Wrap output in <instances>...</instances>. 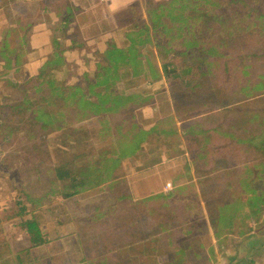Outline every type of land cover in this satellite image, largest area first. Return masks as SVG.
<instances>
[{
	"label": "rangeland",
	"instance_id": "1",
	"mask_svg": "<svg viewBox=\"0 0 264 264\" xmlns=\"http://www.w3.org/2000/svg\"><path fill=\"white\" fill-rule=\"evenodd\" d=\"M229 1L197 0L195 9L199 13H191L188 9L174 12L181 13L186 18L200 16L192 22L197 40H204L211 34L217 41L221 37L225 38L228 46L219 50L231 61L226 74L214 65L210 67L212 74L209 73L208 77L189 83L193 78L189 77L187 80L183 69L192 65L194 69L195 65L190 57L182 54L187 48L182 42L190 37L183 35L179 38L175 29L176 21H173L174 18L168 11H163L156 18V23L166 25L167 32L162 41L171 42V51L165 53V63L172 65L169 69H177L176 73L180 77L166 79L161 76L152 81L146 72L134 79L127 78L117 85V93L135 94L139 98L116 116L103 114L100 120L92 117L74 122L71 114L74 106L68 105L70 102L59 106L54 104L55 101L49 96V88L43 86L39 90L35 78H26L22 72L15 77L0 75V261L1 244L6 238L11 240L13 237L11 231L7 232V227H15L20 232V235H15L12 239H20L22 247L31 245L28 238H25L29 236L23 228V222L33 218L45 230L49 218L59 225L58 232L46 234L47 243L70 236L71 226L68 224H72L73 230H77L102 227L104 221L107 226L109 224L112 227L113 222L118 220L119 227H126L130 225V220H119L124 217V213L133 211L132 208L138 209V213L145 211L135 206L141 202H132L133 198H141L147 192L164 191L167 194L173 188L183 186L181 196L176 195L172 201L176 199L177 203L185 198L199 202L206 219H187L195 225V234L189 237L179 234V244L185 247L196 242L205 250L213 243L209 231L218 226L215 221L218 208L232 202L236 197L235 193L240 191L235 173L241 169L239 161L251 165L261 161L259 157L253 159L243 154L233 155L230 175L232 181L235 180L234 187L225 188L226 181L222 182V187L216 186V180L226 171V162L211 157L212 160L208 158L207 165H203L202 160L194 162L201 142L190 138L187 140L182 131H179L187 128L194 117L210 127L211 124L231 122L247 110L252 113L261 112V90H251L253 92L249 93L242 89L253 87L261 75H264V0ZM134 5L136 9L131 12L114 13V21L108 19L111 26L107 24L103 30L118 28L117 26L131 20L141 25L148 23L147 12L153 5L148 2L146 7H142L144 11L140 2ZM174 7L179 9L177 4ZM89 17L94 21L95 13ZM135 27L127 30L136 33L139 29ZM22 31V39H25L28 29ZM93 31V28H89L87 37L90 38ZM60 34L59 31L58 36ZM140 38L144 39L145 35ZM14 46L16 45L11 46L5 39L0 43V57L14 54ZM140 52L142 58L149 59L152 64H160L153 45H144ZM163 54L162 57L165 56ZM242 69L245 73L243 76ZM216 76L220 81L213 84ZM57 79L67 80L62 73L57 75ZM246 80L248 83H245ZM76 81L77 78H69L63 82L70 84ZM229 85L237 93L225 91V94H221L220 89L225 90ZM44 97L48 100H43ZM91 98L96 100L94 96ZM232 104L231 108L235 109L236 114L231 115L228 110L221 111V107ZM58 108L64 112L63 116H57L61 122L55 121L52 125L42 127L39 117H45L47 110L55 112ZM54 126L63 129L55 131ZM139 131L146 133L137 138V148L141 146V149L136 148L133 153L127 152L128 156L123 158L122 149L133 141ZM185 149H189L186 150V156L183 153ZM114 159L117 161L114 162ZM67 165L91 171V184L72 198H65L66 194L73 192L70 183L57 181L54 175L55 168ZM110 174L112 179L109 182H100ZM97 175H100L99 178ZM198 179L200 183L198 181L195 189L188 188L191 181ZM252 187L258 195H264V174L254 176ZM250 195L244 193L243 200ZM154 204L155 210L159 208L160 213H168L172 208L183 214L182 202L173 206L171 201L157 197ZM184 208L183 206L182 209ZM245 210L249 211L248 207ZM257 210L258 217L235 221V233L238 230L246 231L241 236L242 239L233 234L223 235L221 249L215 255L220 264L226 263L227 257L232 255H235V262L238 264H248L255 260L264 264V203ZM20 213H23L22 217ZM198 215L196 210L195 216ZM256 219L260 220L256 222ZM249 224L252 225V232H255L252 239H248L251 232L248 231ZM157 232L155 228V240L159 234ZM256 249L257 252L254 251ZM14 256L21 260L30 259L31 252L28 248ZM192 261L189 264L197 262Z\"/></svg>",
	"mask_w": 264,
	"mask_h": 264
},
{
	"label": "trees",
	"instance_id": "2",
	"mask_svg": "<svg viewBox=\"0 0 264 264\" xmlns=\"http://www.w3.org/2000/svg\"><path fill=\"white\" fill-rule=\"evenodd\" d=\"M196 2L197 0H167L157 6L149 8L147 12V18L149 19L148 23L136 26L135 28L139 29L138 32L132 33V30L127 29L117 30L109 38H104L101 44V47L104 48L102 52L95 50L90 53H84L81 56V60L77 62L68 63L64 57L65 52L74 49L75 45L73 41L71 40L69 43L63 45L57 42V52L53 55L52 60L45 63L41 70H39L37 77H35L39 90H41L43 86L49 88V96L55 101L54 104L58 106L61 103L70 102L68 105L74 106L71 111L74 122L92 117L99 118L100 120L103 114L116 116L122 110H127L130 103H134L135 100L139 98V95L135 94L125 95L117 93V85L127 78L134 79L146 74V72H148L152 81L161 76L166 79L180 77V75L176 73L177 69L174 67L173 69H169V66L172 65H170V63H165L166 54L171 51V49H169L171 42L169 40L165 43L162 41V38L165 37L167 32L165 30L166 25L162 22L156 23V18H158L163 11H168L169 15L174 18L173 21H176L178 24H175V29L179 38L183 35L190 37L182 42V45L186 44V51H190L189 53L184 51L182 54L190 57L195 65L194 69L192 68L193 65L192 67L185 66L183 69V73L187 80L189 77L193 78L188 82L191 83L200 78L208 77L209 73L212 74L210 67L214 65H217L218 68L222 69L223 74H226L227 67L230 65L231 61L228 59V56L219 50L220 48L228 46V43L224 41L225 38L221 37L220 41H217L211 34L209 37L206 36L204 40H197L194 24L192 22L194 19L200 18V16L196 17L192 15L191 18H186V16H183L181 13L174 14V12L182 11V9H188L191 13H199V11L195 9L197 6ZM229 2H232V0ZM175 4L179 5V9H175ZM174 9L175 11H173ZM143 34L145 38L141 39L140 37ZM147 44L153 45L154 49H156L160 64H152L149 59L142 58L140 49ZM78 46L79 48L82 47L81 45ZM163 53H166L164 57L161 56ZM211 58L214 59L210 60ZM60 73L65 75L67 80L57 79V75ZM243 74L245 73L242 69L241 76H243ZM216 77L217 79L213 84L220 81V78L218 76ZM69 78H77V81L70 84L63 82L68 81ZM263 78L264 75H261V78L253 87L242 89L249 93L254 90H261V112L252 113L247 110L243 112L242 115L237 116L236 119L234 118L231 122L222 125L217 123L214 125L211 124L210 127H207L204 122L198 120V117H194L187 128L179 129L187 140L190 138L196 140L198 143L201 142L197 156L195 160H193L194 162L202 160L203 165H207V162H209L208 158L210 160L222 159L226 162V171L216 180L218 183L216 186L220 185V187H222V182L226 181L224 185L225 188L234 187L235 180L234 182L232 181V172L230 171L233 155L243 154L253 159L254 157H259L258 159L261 160L256 165L247 164L248 162L245 161H239L241 162L239 163L241 169L239 171L236 170L235 173L237 174L236 183L240 191L235 193L236 197L232 202L220 206L217 210L215 221L218 223L219 228L218 226L213 228V236L219 249H221L220 245L222 243V238H224V234L237 235L242 239L241 236H243L246 231L238 230L235 233V221L251 220L252 216L258 217L257 208L260 204L264 203L263 193L258 195V192L252 187L254 176L260 177L264 174ZM245 83H248V80H246ZM232 90L229 85L225 90L220 89V91L223 92L220 93L225 94V91L237 93V91ZM92 96L96 98L95 101L92 100ZM43 100L47 101L48 98L44 97ZM233 105L234 104L230 106L227 105V107L223 106L221 107V111L228 110L227 112L231 113V115L236 114L234 112L235 109L231 108ZM214 111L217 112V110ZM58 115H64V112L59 108L55 112L47 110L45 117H39L42 127H45L47 124L52 125L55 121L57 123L61 122L59 117H57ZM53 129L58 131L63 128L54 126ZM145 134L146 133L139 131V134L135 135L133 141L122 149L121 156L124 158L128 156L127 152L133 153L139 142L137 138L143 137ZM138 148L141 149V146H138ZM186 150L188 151L189 149H185L183 152L185 156L188 154ZM116 161L117 159H114V162ZM187 171L190 172L189 169H187ZM254 172H256V174H254ZM90 174L91 171H88V168L84 170L74 165H67V167L61 166L54 169L56 180L60 182L68 181L73 190V192L66 194L65 198L74 197L78 195L82 189L87 188L92 182ZM99 176L100 175H97V178H99ZM111 179L112 176L110 174V176L103 178L100 182H109ZM198 181L199 179L189 183L188 188L193 187L195 189ZM183 188L184 186L175 187L167 194L159 191L151 197L153 199L151 203L146 204L143 201L135 205L139 210L145 209V211L140 212L143 213V215L139 216L136 221L133 220L132 225L141 228H156L160 231L156 240L154 238V245L156 248L153 250V255L155 257L165 253L166 250L161 249L162 245H164V247L168 246V254L170 260L174 262L173 264H180L187 261V258L190 256L206 264V262L216 260V253L213 247L210 246L207 248L208 250H204L201 244L196 242H193V244L190 243L192 246L188 250H182L174 246V244L179 245L177 240V237L180 236L179 234L188 236V234H191L195 230V225L190 223L191 219L194 221L201 217L203 220L206 219L200 203L183 198V200L179 201L183 203L181 204L182 207H185L184 210L181 207L183 214L173 211L172 208H170V212L168 213H160L159 208L155 210L154 199L157 197L167 199L174 204L173 206H176L179 202L176 203V199L174 202L172 200L176 195H178L177 197L181 196L180 192H182ZM244 193H250L251 195L248 199L243 200ZM245 207H248L249 211H246ZM132 209L134 210L126 212V216L130 215V217L133 218L134 214L138 213V209ZM177 209H180V207L177 206ZM196 210L199 214L198 216H195ZM145 213H147V215H145ZM20 216L22 217L23 213H20ZM180 219H182V221ZM259 220L260 219H256V222ZM23 228L29 236L31 248L48 242L43 238L40 225L36 219L33 218L24 221ZM251 228L252 225L249 224L248 231L251 232L248 234V239H252L254 236L253 234H255V232H252ZM199 247H201L202 250L198 249ZM230 258L236 260L235 255ZM248 264H253V261H250Z\"/></svg>",
	"mask_w": 264,
	"mask_h": 264
},
{
	"label": "crops",
	"instance_id": "3",
	"mask_svg": "<svg viewBox=\"0 0 264 264\" xmlns=\"http://www.w3.org/2000/svg\"><path fill=\"white\" fill-rule=\"evenodd\" d=\"M165 1L167 0H0V43L7 39L11 46L16 45L12 47L14 54L0 57V75L15 77L22 72L26 78L37 77L39 70L45 63L51 61L57 52V42L63 45L73 41L74 49L64 53L68 63L81 60L84 53L95 50L102 52L104 48L101 44L104 38H109L117 30L141 26L139 22L131 20L117 26L118 28L103 30L107 24L111 26L108 19L114 21V13L131 12L136 9L134 4L138 2L141 8H144L148 2L149 5L157 6ZM143 8L142 11H144ZM93 13H95L94 21L89 17ZM89 28L94 29L90 38L87 37ZM23 29H28L25 39H22ZM59 31L61 34L58 36ZM78 45L82 47L79 48ZM154 194V192H147L141 198H133L132 202L151 203L153 200L151 197ZM141 215L143 213H135L132 218L124 213V217H120L119 220H130V225L126 227H119L118 220L113 222L112 227L109 224L107 226L104 221L102 227H84L77 230H73L72 224H68L71 226L70 236L34 248H31L30 244L22 247L20 239L14 241L12 238L20 235V232L15 227H7V232L11 231L13 237L11 240L6 238V241L1 244L0 264H173L168 254V246L162 245L161 249L166 250L164 254L156 257L153 255V250L156 248L154 228L132 225V221H136ZM46 227L47 231L40 226L44 239L47 238V233L57 231L59 225L49 218ZM209 232L213 240L210 246L217 253L219 246L216 244L213 231ZM157 233L160 234V231ZM193 233L194 231L191 234ZM23 235L27 236L24 232ZM228 236L231 235L228 234ZM25 238H28L29 243V237ZM174 246L188 250L192 245L189 243L185 247L181 244H174ZM28 248L31 252L30 259L21 260L14 256ZM19 255L21 257V254ZM190 260L203 264L193 257L187 258V261L180 264H189ZM206 264H220V262L213 260ZM223 264L238 263L227 257L226 263ZM253 264H261V261L255 260Z\"/></svg>",
	"mask_w": 264,
	"mask_h": 264
}]
</instances>
